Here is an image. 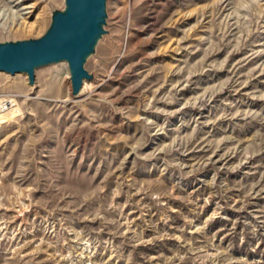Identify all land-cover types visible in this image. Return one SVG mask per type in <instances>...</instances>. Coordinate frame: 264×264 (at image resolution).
Listing matches in <instances>:
<instances>
[{
	"label": "rangeland",
	"instance_id": "1",
	"mask_svg": "<svg viewBox=\"0 0 264 264\" xmlns=\"http://www.w3.org/2000/svg\"><path fill=\"white\" fill-rule=\"evenodd\" d=\"M63 7L0 0V43ZM106 13L78 96L0 72V264H264V0Z\"/></svg>",
	"mask_w": 264,
	"mask_h": 264
},
{
	"label": "water",
	"instance_id": "2",
	"mask_svg": "<svg viewBox=\"0 0 264 264\" xmlns=\"http://www.w3.org/2000/svg\"><path fill=\"white\" fill-rule=\"evenodd\" d=\"M107 0H64L62 10H54L50 24L37 39L0 43V72L11 76L25 74L34 86L38 68L66 63L71 96L81 92L93 76L85 64L107 33Z\"/></svg>",
	"mask_w": 264,
	"mask_h": 264
},
{
	"label": "built area",
	"instance_id": "3",
	"mask_svg": "<svg viewBox=\"0 0 264 264\" xmlns=\"http://www.w3.org/2000/svg\"><path fill=\"white\" fill-rule=\"evenodd\" d=\"M14 105L12 99L2 98L0 99V117L7 114L10 108Z\"/></svg>",
	"mask_w": 264,
	"mask_h": 264
},
{
	"label": "bare ground",
	"instance_id": "4",
	"mask_svg": "<svg viewBox=\"0 0 264 264\" xmlns=\"http://www.w3.org/2000/svg\"><path fill=\"white\" fill-rule=\"evenodd\" d=\"M85 86V85H84Z\"/></svg>",
	"mask_w": 264,
	"mask_h": 264
}]
</instances>
